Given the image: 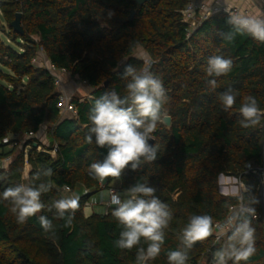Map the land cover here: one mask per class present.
Segmentation results:
<instances>
[{
  "label": "trees",
  "instance_id": "obj_1",
  "mask_svg": "<svg viewBox=\"0 0 264 264\" xmlns=\"http://www.w3.org/2000/svg\"><path fill=\"white\" fill-rule=\"evenodd\" d=\"M0 0V193L24 183L39 171L51 168V190L41 200L51 204L69 198L77 189L79 208L71 227L54 218L46 209L17 223L10 204L0 200V264H136L137 248L114 245L122 226L112 215L115 207L85 216L92 195L112 189L125 198L129 186L147 182L166 203L172 220L165 229L160 255L149 264H169L167 253L179 245L178 234L192 215H209L214 222L225 219L229 209L248 205V192L239 197L219 191V176L234 178L251 188L259 199L254 205L256 253L240 264H264V204L258 189L260 178L245 165H264V119L252 128L240 126L239 108L243 98L252 95L264 110V43L247 34H237L232 42L218 32L230 31L228 14L217 13L187 36L181 11L189 0ZM109 11L114 15L109 17ZM134 11L130 19V12ZM21 14L23 35L11 28L15 14ZM141 49L150 66L146 70L163 81L168 102L164 106L171 119L167 129L159 125L154 133L160 145L158 159L142 164L136 171L125 169L119 178L107 177L106 184L89 175V166L106 156L104 148L86 142L89 112L105 92L127 94V80L121 74L126 65L144 72L145 64L135 58ZM40 53L56 74L69 73L83 83L88 97L74 95L75 115L59 114L56 78L37 63ZM222 56L233 61L232 70L217 78V88H209L206 68L209 58ZM237 94L236 103L224 111L219 94L227 89ZM46 126L48 145L36 135ZM17 136L15 146L2 141ZM21 139L26 140L19 147ZM56 148L54 157L51 153ZM40 148V151H38ZM28 149L26 157H24ZM7 161L6 166L3 161ZM69 188L70 192L63 191ZM241 211V210H240ZM52 220L55 234L42 229L38 216ZM209 236L194 244L187 264H200L227 240ZM143 243V241H142ZM146 247V245H144ZM228 264H233L229 261Z\"/></svg>",
  "mask_w": 264,
  "mask_h": 264
},
{
  "label": "clouds",
  "instance_id": "obj_2",
  "mask_svg": "<svg viewBox=\"0 0 264 264\" xmlns=\"http://www.w3.org/2000/svg\"><path fill=\"white\" fill-rule=\"evenodd\" d=\"M226 23L230 26L228 32H218L222 40L232 42L237 34H247L253 39L264 43V19L233 15L229 12ZM109 17L114 15L109 11ZM233 67L230 58L213 56L209 58L206 68L209 88H217V78L226 76ZM127 80V94L121 96L116 91L105 92L96 99L88 119L90 126L85 137L87 143L107 151L102 160L89 166V175L101 182L107 177L119 178L125 169L136 171L144 163H152L158 159L160 145L150 144L155 141L154 133L159 125H166L170 119L164 106L168 96L163 81L155 74L138 71L133 65L124 67L121 74ZM219 101L224 111H229L236 103L237 94L229 88L219 94ZM240 126L252 128L261 124L264 110L256 98L248 95L243 98L239 108ZM51 168L43 169L32 177V183H20L7 187L0 193V200L10 204V211L17 223H26L30 217L36 216L42 210L54 211V218L64 220V227H71L75 212L79 208V197L60 198L46 205L42 194L51 190L50 181H35L41 176L51 177ZM248 205L244 206L229 221H235L227 240L213 253L212 264H240L247 261L256 253L255 228L252 218L257 216L254 205L259 199L248 186ZM66 191L70 189L66 188ZM157 189L147 182H137L126 190L125 198L119 193H112L110 204L115 205L112 215L122 226L119 238L114 245L120 249L136 251V264H149L161 253L165 241V229L170 225L172 212L169 206L155 194ZM39 223L46 233L55 234L54 225L45 215L38 216ZM213 218L209 215H192L186 227L178 234L179 245L176 250L167 253L169 264H187L194 244L212 235ZM143 241V243H142ZM146 245V247L144 246Z\"/></svg>",
  "mask_w": 264,
  "mask_h": 264
},
{
  "label": "built area",
  "instance_id": "obj_3",
  "mask_svg": "<svg viewBox=\"0 0 264 264\" xmlns=\"http://www.w3.org/2000/svg\"><path fill=\"white\" fill-rule=\"evenodd\" d=\"M212 0H189L185 8L180 12L182 16V22L187 25V36H190L192 32L197 30L201 24L206 21L209 17L212 15H215L217 13H226L229 15V13L226 11V9L229 10L233 15L240 14L243 16H251L249 15V11L247 9H239L237 7L234 8H218L214 4L211 3ZM251 5V9L256 11L258 15L251 16V17H257L264 19V0H248ZM49 69V68H48ZM51 72L56 78V85L59 87L61 85V80L58 77V74L54 72L53 69H51ZM59 98H58V108H59V114L62 116L64 113H69L71 116L75 115V109L71 103V98L67 97L62 92H59ZM18 140L17 136H10L2 141L4 145H8L10 142L11 146H15L16 142ZM56 152V148H53V151L51 155H54ZM251 172L252 174L258 175L260 178V185H259V195L261 197V201L264 204V165L260 168H255L251 166L250 164L245 165V174H248ZM236 182L237 180L234 179ZM240 186H243L241 183H239ZM67 188V187H66ZM66 188L63 189V191L69 193L70 191H66ZM69 189V188H67ZM230 189H233V187H230ZM117 193L114 189H109L107 191L109 195V201L103 202L102 198L100 197V205H105L106 207H116L115 205L110 204V198L112 193ZM245 192V191H244ZM87 194V191H84L83 195ZM242 193H240L241 195ZM240 198V196H239ZM90 207V204H86V208ZM242 209L241 203L236 207H231L229 209V212L224 220L219 222H214L212 227V235L214 238L215 243L220 241L225 235H227L235 221H232L230 223L229 221L234 217L237 213L240 212Z\"/></svg>",
  "mask_w": 264,
  "mask_h": 264
},
{
  "label": "rangeland",
  "instance_id": "obj_4",
  "mask_svg": "<svg viewBox=\"0 0 264 264\" xmlns=\"http://www.w3.org/2000/svg\"><path fill=\"white\" fill-rule=\"evenodd\" d=\"M134 56H135V58H137V59H139V60H142V61L144 62V64L146 65L144 71H146V70L149 69L150 62H149L147 56L145 55V53H144L141 49L136 50ZM37 63L40 64L42 67L46 66V65H45V64H46V58H45V56H43L41 53H40V55H39V58H38V60H37ZM48 66H49V65H48ZM48 68L51 69V66H49ZM48 68H47V69H48ZM58 77H59L60 80H61V85L58 87L60 93L62 92V87H63V89H64L63 82L66 83L67 85H68L69 83L71 84V82H75L74 80H71V79L69 78V76L64 75L63 72H62V73H59ZM75 83H76V82H75ZM77 83H78V84H77L76 87L78 88V89H77L78 92H74V95H77V96H79V97H88V90H87V88H86L85 86H83L81 83H79L78 81H77ZM71 85H72V84H71ZM74 95H73V96H74ZM73 96H72V92H71L70 94H67V97H69V98H72ZM46 128H47L46 126H43V127L41 128V130H40V131H41V132H40V135H42L43 133L45 134ZM42 136H43V135H42ZM25 141H26V140L21 139V141H20L21 143H20L19 147H21V146L24 144ZM27 151H28V149H26V152H25L24 157H26ZM38 151H40V148H38ZM7 161H9V160H5V161H3V165L6 166ZM28 171H29V167H28V165H25V167H24V176H23L25 182H26V177H27ZM25 182H24V184H26ZM119 184H120L119 181H113V182L111 183L110 187H111V188H114V189H118ZM224 184H226V185H224ZM224 184H222V185H224L223 187H225V190L227 189V190H226V192H227L226 196H232V197H239V196H240V193H239V192H240V185H239V182H238V181L235 182L233 178L225 179V180H224ZM230 187H233V189H230ZM238 188H239V189H238ZM237 189H238V190H237ZM222 190H223V191H222ZM222 190H221V193L225 192V190H224L223 188H222ZM100 194H102V195L104 196V198L106 197V199H107V197H108L107 192H106V191H102V193L92 195L91 200H93L94 202L97 201V200H99ZM223 194H224V193H223ZM72 196H79V191H75V192L72 194ZM72 196H71V197H72ZM80 196H81V195H80ZM87 208H88V209H87ZM87 208L84 209L85 216H89V215H91V212L93 213V211H92V209H91V206H90V207H87ZM94 208H95V209H94V212L99 213V212H102V211L104 210L105 205H102V206H101V205H98V204H97ZM201 264H212V262H211V261L209 262V260H208L207 258H205V259H203V261L201 262Z\"/></svg>",
  "mask_w": 264,
  "mask_h": 264
},
{
  "label": "crops",
  "instance_id": "obj_5",
  "mask_svg": "<svg viewBox=\"0 0 264 264\" xmlns=\"http://www.w3.org/2000/svg\"><path fill=\"white\" fill-rule=\"evenodd\" d=\"M211 3L212 4H214L216 7H218V8H234V7H237V8H239V9H241V10H243V9H247L248 11H249V15H253V16H255V13H256V11H254V9L253 10H250L251 9V5H250V2L248 1V0H212L211 1ZM251 15V16H252ZM256 15H258V13H256ZM262 19V18H261ZM46 68H48L49 66H48V62L46 61ZM64 75H67V76H69V78L71 79V80H74L75 82H71V84L69 83L68 85L66 84V83H64L63 82V85H64V89H63V87H62V93L63 94H65L66 96H67V94H70L71 92H72V96L74 95V92H78L77 91V81L75 80V79H73L71 76H70V74L69 73H64ZM82 85H84L83 83H81ZM63 117H70L71 115L69 114V113H64L63 115H62ZM40 132L41 131H39V133L36 135V138L43 144V145H45V146H47L48 145V141H47V139H46V135L43 133L42 135H40ZM52 157H54V155H52ZM223 176V175H222ZM225 179H230V177H226V176H223L221 179H219L218 180V184H219V191H220V193H221V190H222V188L225 190V187H223L224 185H226V184H224V180ZM234 179V178H233ZM237 182V181H236ZM222 184H224V185H222ZM112 189H114V188H112ZM239 189V188H238ZM237 189V190H238ZM114 190H116V189H114ZM227 190V189H226ZM226 190H225V192H223V193H221V194H223V195H226L227 194V192H226ZM76 191H79V195H83V193H84V189H77ZM108 190H106V192H107ZM117 191V190H116ZM223 191V190H222ZM244 191H245V187L244 186H240V192L239 193H244ZM102 193V192H101ZM108 194V193H107ZM72 196V194H69V197H71ZM100 197L102 198V200H103V202H107V201H109V195H108V197H107V199H106V197L104 198V196L102 195V194H100ZM100 197H99V200H97V201H93V200H91L90 199V201H89V204H90V206H91V209H92V211L94 212V207L98 204V205H100L99 204V202H100ZM102 206V205H101ZM106 207V206H105ZM86 209V208H85ZM88 209V208H87ZM103 213L105 212V209L102 211ZM102 212H99V213H102ZM92 213V212H91ZM202 262V261H201ZM201 262H200V264H201Z\"/></svg>",
  "mask_w": 264,
  "mask_h": 264
},
{
  "label": "water",
  "instance_id": "obj_6",
  "mask_svg": "<svg viewBox=\"0 0 264 264\" xmlns=\"http://www.w3.org/2000/svg\"><path fill=\"white\" fill-rule=\"evenodd\" d=\"M149 0H137L136 3L138 5H143L144 3L148 2ZM134 15V11L130 12V19L133 17ZM20 18H21V14L17 13L15 14V19L13 20V22L11 23V28L13 29V31L19 35H23V29L20 25ZM49 65V63H48ZM50 66V65H49ZM167 129H170L171 127V119H169L168 123L166 125H164ZM150 144H153V141H149ZM223 176L220 175L219 179H221ZM106 184V180H103V182H101V185L104 186Z\"/></svg>",
  "mask_w": 264,
  "mask_h": 264
}]
</instances>
